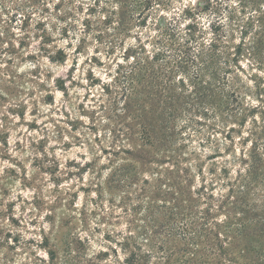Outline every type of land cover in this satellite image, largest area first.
<instances>
[{
	"label": "trees",
	"instance_id": "16d2710c",
	"mask_svg": "<svg viewBox=\"0 0 264 264\" xmlns=\"http://www.w3.org/2000/svg\"><path fill=\"white\" fill-rule=\"evenodd\" d=\"M175 2L101 9L108 180L138 199L126 261L264 264V0Z\"/></svg>",
	"mask_w": 264,
	"mask_h": 264
},
{
	"label": "rangeland",
	"instance_id": "374dc122",
	"mask_svg": "<svg viewBox=\"0 0 264 264\" xmlns=\"http://www.w3.org/2000/svg\"><path fill=\"white\" fill-rule=\"evenodd\" d=\"M106 1L0 0V264H128L138 199L108 180L99 108L119 57L98 37Z\"/></svg>",
	"mask_w": 264,
	"mask_h": 264
}]
</instances>
